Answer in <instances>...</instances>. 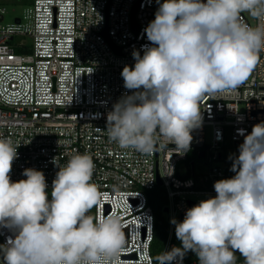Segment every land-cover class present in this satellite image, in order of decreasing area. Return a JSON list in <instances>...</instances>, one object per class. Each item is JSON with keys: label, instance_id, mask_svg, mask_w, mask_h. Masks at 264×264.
<instances>
[{"label": "clouds", "instance_id": "1", "mask_svg": "<svg viewBox=\"0 0 264 264\" xmlns=\"http://www.w3.org/2000/svg\"><path fill=\"white\" fill-rule=\"evenodd\" d=\"M155 18L144 29L148 44L133 50V66L121 71L125 93L107 114L110 141L151 154L174 144L190 151L192 131L203 122L201 100L230 92L251 75L264 51V0H155ZM247 12L256 26L243 23ZM243 134V132H241ZM0 138V244L3 264H113L126 244L116 215H89L98 203L95 164L76 153L57 171L51 199L43 171L25 168L12 181L17 149ZM230 178L214 182L216 195L188 208L175 225L181 247L159 254L156 264H175L192 251L199 264H264V122L244 135Z\"/></svg>", "mask_w": 264, "mask_h": 264}, {"label": "built area", "instance_id": "2", "mask_svg": "<svg viewBox=\"0 0 264 264\" xmlns=\"http://www.w3.org/2000/svg\"><path fill=\"white\" fill-rule=\"evenodd\" d=\"M30 1L24 18L14 25L2 24L6 9L0 7V138L20 145L11 179H26L25 168L43 171L51 199L59 170L53 158L63 166L77 152L87 153L95 164L91 182L99 191L89 215L100 219L114 214L124 226L126 244L113 264H156L152 252L156 218L150 194L162 188L169 218L173 213L182 221L188 208L216 195L215 181L235 174L229 156L238 155L244 135L264 122V51L236 89L202 98L203 122L191 133L190 151L177 154L174 144L166 147L158 139L157 149L144 154L110 141L106 122L113 104L125 93L131 95L120 74L125 65H134L133 50L143 55L141 46L149 43L144 29L155 18L158 4L155 0ZM241 21L257 24L247 12L241 13ZM202 152L204 159L199 158ZM174 234L175 225L169 224L164 251L178 247ZM11 235L0 229V244ZM175 264L198 263L188 262L184 255Z\"/></svg>", "mask_w": 264, "mask_h": 264}, {"label": "trees", "instance_id": "3", "mask_svg": "<svg viewBox=\"0 0 264 264\" xmlns=\"http://www.w3.org/2000/svg\"><path fill=\"white\" fill-rule=\"evenodd\" d=\"M150 206L152 207L155 218H156V226H155V237L153 244V256L155 261L160 253L164 251L168 236H169V223L165 217L164 210L168 207V202L166 199L165 192L162 188H156L149 196ZM173 242L178 247H181V242L176 238L174 234ZM237 256V262H243V257L240 254L235 253ZM186 260L188 262L195 261L199 264L198 258L196 254L192 251H188L185 254Z\"/></svg>", "mask_w": 264, "mask_h": 264}, {"label": "rangeland", "instance_id": "4", "mask_svg": "<svg viewBox=\"0 0 264 264\" xmlns=\"http://www.w3.org/2000/svg\"><path fill=\"white\" fill-rule=\"evenodd\" d=\"M32 6V1L29 3L27 0H0V7H4L6 9V14L4 16V20L2 24L6 25H14L17 23V20L23 19L26 11ZM208 140V137H207ZM165 217L169 224L171 220L175 218L178 221V218L171 213L170 218L167 214Z\"/></svg>", "mask_w": 264, "mask_h": 264}, {"label": "water", "instance_id": "5", "mask_svg": "<svg viewBox=\"0 0 264 264\" xmlns=\"http://www.w3.org/2000/svg\"><path fill=\"white\" fill-rule=\"evenodd\" d=\"M137 8H138V5H136V7L134 8L133 14H132V24H133L134 29L137 28V23H136V20H135V16H136ZM104 35H105L106 39L108 40V42L112 45V43H111V41H110V38L108 37L107 32H105ZM112 47H114V46L112 45ZM114 49H115L118 53L120 52V49H117V48H115V47H114ZM199 158H200V159H204V158H205V153H203V152L200 153ZM161 185H162L161 182H159V186H161ZM164 214H167V215L169 216V214H170L169 208H165V210H164ZM236 253L239 254V252H236ZM1 259H2V257H1Z\"/></svg>", "mask_w": 264, "mask_h": 264}]
</instances>
